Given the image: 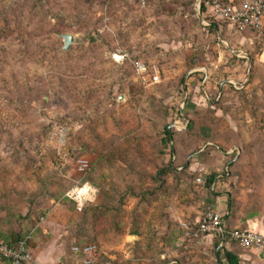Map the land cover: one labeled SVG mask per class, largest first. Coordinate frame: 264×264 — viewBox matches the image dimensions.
Returning a JSON list of instances; mask_svg holds the SVG:
<instances>
[{"label": "rangeland", "instance_id": "rangeland-1", "mask_svg": "<svg viewBox=\"0 0 264 264\" xmlns=\"http://www.w3.org/2000/svg\"><path fill=\"white\" fill-rule=\"evenodd\" d=\"M197 3L0 0V218L16 224L4 232L35 237L44 223L61 264H85L73 251L85 244L98 246L96 264H228L231 246L257 257L237 242L219 251L199 222L224 195L231 228L249 229L250 214L264 225V38ZM60 124L68 162L49 141ZM167 126L195 131L194 154ZM75 154L90 159L88 174ZM87 181L97 197L78 208L66 195Z\"/></svg>", "mask_w": 264, "mask_h": 264}, {"label": "built area", "instance_id": "built-area-1", "mask_svg": "<svg viewBox=\"0 0 264 264\" xmlns=\"http://www.w3.org/2000/svg\"><path fill=\"white\" fill-rule=\"evenodd\" d=\"M102 1L108 3L111 0ZM125 2L135 4L141 8L146 7L148 4V0H125ZM197 9L204 16L228 23L236 32L252 31L264 38V0H198ZM220 41L225 43L224 40ZM127 56L121 49H117L112 53V60L117 64H123ZM135 66L138 72L147 71L146 65L140 60L135 62ZM154 79L155 81L160 80L159 76H155ZM187 96L188 93L182 101L181 112L185 108ZM174 125L178 130L185 129L188 122L184 124L182 121H177ZM49 141L56 144L57 155L63 162H68L73 158L69 146L70 129L66 124L56 126L50 133ZM74 157H76L74 159L76 170L80 174H85L91 169V161L87 156L75 154ZM66 196L73 200L78 208H82L85 204L96 200L97 189L87 181L69 190ZM199 223L200 232L212 237L217 235L222 237L220 248L228 244L225 238V217L218 212L213 203L209 204ZM228 233L230 238L240 245L264 252L263 233L250 229H235ZM31 239H33L32 233L15 246L0 241V262L6 260L7 264H44L34 257L30 245ZM73 251L83 256L85 264H96L95 261L100 255L96 244L76 245L73 247ZM52 264H61V262L58 261ZM100 264H113V261Z\"/></svg>", "mask_w": 264, "mask_h": 264}, {"label": "trees", "instance_id": "trees-1", "mask_svg": "<svg viewBox=\"0 0 264 264\" xmlns=\"http://www.w3.org/2000/svg\"><path fill=\"white\" fill-rule=\"evenodd\" d=\"M102 1V0H101ZM115 1H117V0H111L110 2H108V3H105V2H103V3H105V4H111V3H113V2H115ZM123 2H125V0H122ZM151 1H153V0H148V4H147V6L150 4V2ZM126 3V2H125ZM128 4V3H127ZM129 5H132V6H136V7H138L137 5H135V4H129ZM192 125H194V123H192L191 124V126ZM165 134H166V136L168 137V139L169 140H171L173 143H176L177 142V136L178 135H181L182 137V139H185L186 138V147L188 148V149H190V150H188V151H190L187 155L188 156H190V155H192V154H194V152H193V150L192 149H194V147H195V142L196 141H198V139L196 140V137L198 138V136L197 135H195V131L194 130H187V131H185V132H182V133H180V131H178V130H173V131H170L169 130V128H168V126L165 128ZM196 140V141H195ZM175 149H176V156H177V154H179L180 152L182 153V151H180V149L175 145ZM187 151V152H188ZM228 150H226L225 152H227ZM182 155V154H181ZM235 164H237V161H233V162H231L230 164H229V166L231 167V168H233L234 166H235ZM92 167V166H91ZM91 170V169H90ZM90 170L88 171V172H90ZM168 170L170 171V170H173L172 169V167H170V166H168ZM88 172L87 173H85V174H88ZM85 174H82V175H85ZM214 179H215V175H212V176H210L209 178H208V182H209V184H212L213 182H214ZM229 204H230V206L233 208V205H234V201L232 200V199H229ZM232 213H233V211H232ZM256 215L255 214H250L247 218H246V220H245V225L246 226H248V224H247V222H248V220L249 219H251V218H253V217H255ZM230 219V217H225V229H226V234H225V238H226V241L228 242V244L230 243L231 244V242H236V241H234V240H232L231 238H230V235H229V233L228 232H230V231H233V230H235V229H239V228H235V229H233V228H231L230 226H229V224H228V220ZM14 225H16L15 224V222L12 220V217H10V216H6V217H4V218H0V241L1 242H4V243H7V244H9V245H11V246H15V245H17L18 244V242L19 241H21L22 239H24V238H26V236L27 235H29V234H22L21 232H17V231H15V230H12V231H10V232H4V228L5 227H13ZM199 229H200V224H199ZM240 230H247V229H240ZM136 234H137V232H135ZM215 238L217 239V243L215 244L216 245V247H217V249L219 250V251H221V250H225L227 247H221L220 248V242H221V240H222V237L221 236H219V235H217V236H215ZM238 243V242H237ZM239 244V243H238ZM30 245H31V247L34 245V243H33V239H31L30 240ZM86 245V244H85ZM218 251V255H220V252ZM225 257H226V259H227V261L230 263V264H239L240 263V258L238 257V255H236L234 252H232V251H229V250H226L225 252ZM1 264H7V261L6 260H3V261H1L0 262Z\"/></svg>", "mask_w": 264, "mask_h": 264}, {"label": "crops", "instance_id": "crops-1", "mask_svg": "<svg viewBox=\"0 0 264 264\" xmlns=\"http://www.w3.org/2000/svg\"><path fill=\"white\" fill-rule=\"evenodd\" d=\"M211 203L214 204L218 212H220L224 217L227 216V214L224 212V210L227 209L229 205L227 197H225L224 195H217L216 197L213 196L211 198ZM247 224L250 230H254L264 234V225L260 222L259 217L255 216L249 219ZM47 231L48 230L44 228V223H40L38 225L37 234L35 235V237L33 236V240L35 238V243L31 248L34 257L37 260L43 262L44 264H52L59 261L57 260L59 256H55L56 252H54V249L58 248V241L55 240L54 236L46 239L44 235ZM230 245L231 244L229 243L225 247L228 248ZM228 249L229 251H232L236 255H238V257L240 258L239 264H264V252L259 249L253 248L252 253L257 255V257L243 252L237 246H231V248ZM228 264L230 263L228 262Z\"/></svg>", "mask_w": 264, "mask_h": 264}, {"label": "water", "instance_id": "water-1", "mask_svg": "<svg viewBox=\"0 0 264 264\" xmlns=\"http://www.w3.org/2000/svg\"><path fill=\"white\" fill-rule=\"evenodd\" d=\"M200 14V13H199ZM61 38L64 40L63 50L67 51L71 48L73 42L75 41V36L72 33H60L58 34ZM169 130L171 131V126L169 127ZM263 254V253H262Z\"/></svg>", "mask_w": 264, "mask_h": 264}]
</instances>
